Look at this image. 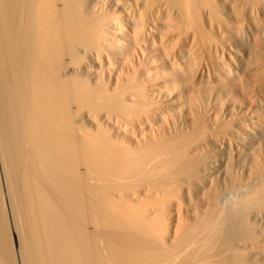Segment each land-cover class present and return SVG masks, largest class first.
I'll return each mask as SVG.
<instances>
[{"label": "bare ground", "instance_id": "bare-ground-1", "mask_svg": "<svg viewBox=\"0 0 264 264\" xmlns=\"http://www.w3.org/2000/svg\"><path fill=\"white\" fill-rule=\"evenodd\" d=\"M0 264H264V0H0Z\"/></svg>", "mask_w": 264, "mask_h": 264}]
</instances>
